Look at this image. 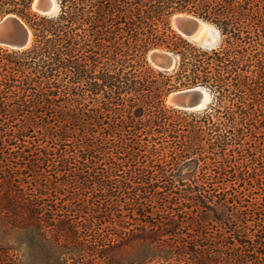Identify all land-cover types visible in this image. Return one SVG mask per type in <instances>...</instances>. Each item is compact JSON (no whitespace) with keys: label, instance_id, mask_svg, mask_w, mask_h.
Listing matches in <instances>:
<instances>
[{"label":"trees","instance_id":"1","mask_svg":"<svg viewBox=\"0 0 264 264\" xmlns=\"http://www.w3.org/2000/svg\"><path fill=\"white\" fill-rule=\"evenodd\" d=\"M18 1L0 0L31 32L0 47V245L33 264H264V0ZM178 12L218 43L176 33ZM197 85L206 108L165 103Z\"/></svg>","mask_w":264,"mask_h":264},{"label":"water","instance_id":"2","mask_svg":"<svg viewBox=\"0 0 264 264\" xmlns=\"http://www.w3.org/2000/svg\"><path fill=\"white\" fill-rule=\"evenodd\" d=\"M52 4L53 0L32 1L33 9L42 15L52 13ZM206 23L204 20L186 13H178L173 21L177 32L181 36L198 41L201 46L212 47L216 43L218 33L212 34L211 30L205 28V31H202L203 24ZM30 43V29L21 18L11 13L0 18V47L23 50ZM148 60L155 68L162 71L171 70L175 65L174 55L165 50H150ZM210 99L209 91L197 85L171 91L166 97V102L180 110L197 111L206 108Z\"/></svg>","mask_w":264,"mask_h":264},{"label":"rangeland","instance_id":"3","mask_svg":"<svg viewBox=\"0 0 264 264\" xmlns=\"http://www.w3.org/2000/svg\"><path fill=\"white\" fill-rule=\"evenodd\" d=\"M18 1V0H17ZM32 1L33 0H31V3L30 4H28V6H27V4L25 5V3L24 2H22V4H20V1H18V3L16 4V5H14V7H15V9H17V10H19V11H22V12H25L27 15L26 16H28V14L31 16L32 14H37V15H42V14H39V13H37L34 9H33V7H32ZM56 2H57V0H56ZM57 4H58V9H57V11L55 12V13H51V14H48V15H56L57 14V12H58V10H59V3L57 2ZM4 11H5V8L4 9H1L0 10V18L1 17H3L5 14H8V13H4ZM11 13V12H10ZM178 13H182V12H178ZM178 13H174V14H172V16L169 18V23H170V27L174 30V31H176V33H178L177 32V30H176V28H175V26H174V24H173V21H172V19H173V16L175 15V14H178ZM11 14H15V13H11ZM186 14H188V13H186ZM16 16H18L17 14H15ZM19 18H21L20 16H18ZM22 19V18H21ZM23 20V19H22ZM24 21V20H23ZM25 22V21H24ZM205 22H207V21H205ZM208 24H210V25H212L211 23H209V22H207ZM213 26V25H212ZM214 27V26H213ZM217 33H218V31H217ZM179 34V33H178ZM180 35V34H179ZM181 36V35H180ZM183 37V36H182ZM183 38H185V37H183ZM185 39H187V38H185ZM188 41H190L191 43H193V44H198V45H200V43L198 42V41H194V40H190V39H187ZM218 41H219V34H218V37H217V40H216V43L214 44V45H216L217 43H218ZM2 48H4V47H2ZM8 49V48H7ZM159 50H162V49H159ZM166 51V50H165ZM149 53V52H148ZM175 57V56H174ZM147 60H148V55H147ZM148 62L150 63V61L148 60ZM151 64V63H150ZM175 64H176V59H175ZM152 65V64H151ZM153 66V65H152ZM174 67H175V65H174ZM173 67V68H174ZM172 68V69H173ZM171 69V70H172ZM171 70H168V72L169 71H171ZM172 84H174L175 86H178V84H176V83H172ZM187 87H189V86H187ZM181 88H185V87H178V88H173L172 89V91H174V90H177V89H181ZM165 103L167 104V105H169L167 102H166V100H165ZM171 106V105H170ZM3 249H4V251H9V254L10 255H13V257H15V255L17 256V258H18V263L17 264H33L34 262H35V260L33 259V256L32 255H36L38 252H36L35 250H33L32 251V253H31V250L29 249V248H20V247H18L17 246V244L16 243H13V241H12V237H11V239H9L8 240V242H2L1 243V245H0Z\"/></svg>","mask_w":264,"mask_h":264},{"label":"bare ground","instance_id":"4","mask_svg":"<svg viewBox=\"0 0 264 264\" xmlns=\"http://www.w3.org/2000/svg\"><path fill=\"white\" fill-rule=\"evenodd\" d=\"M57 9H58V4H57L56 0H53L52 13H55L57 11ZM176 16H177V14L173 16V19H172L173 21H174V18ZM204 28L208 29V30H211L212 34L213 33L215 34L217 32V29L215 27H213L212 25L208 24V23L203 24L202 31H205Z\"/></svg>","mask_w":264,"mask_h":264}]
</instances>
